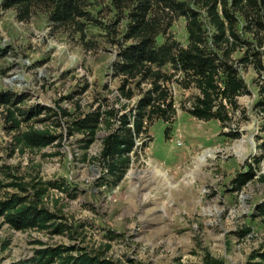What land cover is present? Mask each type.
Masks as SVG:
<instances>
[{"label": "rangeland", "instance_id": "1", "mask_svg": "<svg viewBox=\"0 0 264 264\" xmlns=\"http://www.w3.org/2000/svg\"><path fill=\"white\" fill-rule=\"evenodd\" d=\"M83 1L92 19L81 18L82 29L52 22L45 4L35 3L24 20L18 19L16 7L0 6V92L12 99L0 104V199L13 191L6 186L7 173H37L63 185L50 189L45 200L51 211L63 216L59 220L71 226L61 234L17 231L0 217V264L29 259L43 246L90 249L106 242L111 244L106 256L122 264H200L206 253L222 264H243L264 244V220L253 215L254 205L264 198V182L255 177L240 191L230 185L247 163L256 174L264 173L262 115L256 107L264 95L254 69L240 66L249 93L237 97L238 107L229 109L225 124L192 116L187 107L198 90L168 82L173 121L151 122L147 133L136 139L131 161L114 184L99 158L101 141L116 127L117 116L134 107L140 93L120 98L121 78L114 74L119 36L112 32L116 16L108 0ZM170 32L187 43L183 17L173 21ZM8 107L18 118L22 112L48 107L21 121L20 128L48 126L62 134L60 143L19 151L4 121ZM98 107L117 115L110 123L102 119L95 140L83 149L82 135L69 133V122ZM234 130L238 134L229 135ZM246 227L250 232L241 236ZM107 233L114 237L109 239Z\"/></svg>", "mask_w": 264, "mask_h": 264}, {"label": "trees", "instance_id": "2", "mask_svg": "<svg viewBox=\"0 0 264 264\" xmlns=\"http://www.w3.org/2000/svg\"><path fill=\"white\" fill-rule=\"evenodd\" d=\"M35 3L45 4L49 19L57 24L82 29L80 19H92L83 0H1L0 6L2 9L16 7L18 19L24 20ZM108 4L116 16L117 28L112 32L119 36L115 42L118 48L114 74L121 78L120 98L129 100L135 90L140 93L134 107L117 116L116 127L101 141L99 158L106 176L114 184L121 180L131 161L136 139L147 133L151 122L154 119L173 121L175 108L168 82L175 81L184 89L196 88L198 93L191 99L187 111L197 119H216L222 124L230 120L229 109L234 111L238 107L237 97L249 93L240 76V66H252L261 82L260 94L264 95V0H108ZM201 12L212 28L210 33L206 31ZM177 17L185 20V45L170 32ZM236 52L241 55L235 56ZM3 53L0 50V56ZM9 103H12L10 96L0 92V104ZM256 107L262 115L260 129L264 132V99L258 100ZM57 109L67 115L62 108ZM42 110L50 109L22 112L18 118L15 109L7 108L4 121L13 132L14 147L19 151L41 150L60 143L62 134L48 126L20 128L21 121H28L34 112L38 115ZM116 115L112 109L98 107L72 117L69 133H80L82 148L87 149L95 140L102 119L110 123ZM237 134L234 130L229 135ZM145 144L142 141L141 146ZM259 160L254 158L256 163ZM245 165L247 169L237 172L230 180L231 190L240 191L255 177L264 182V173L256 174L250 163ZM6 176L10 179L6 186L13 191L0 199V217L11 229L68 233L71 226L59 220L63 216L51 211L45 200L50 189L63 185L44 180L37 173L30 176L7 173ZM56 202L57 199L53 203ZM253 215L264 220V198L254 205ZM248 232V227L243 228L240 235ZM107 236L114 237L109 233ZM110 248V242L90 249L76 244L48 245L34 249L29 259L9 264H122L106 256ZM200 264L222 262L206 253ZM243 264H264V244L252 250Z\"/></svg>", "mask_w": 264, "mask_h": 264}]
</instances>
